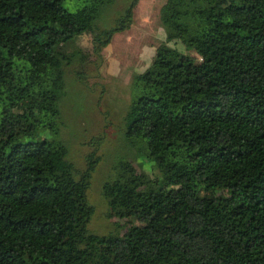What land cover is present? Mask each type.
<instances>
[{"label": "trees", "instance_id": "trees-1", "mask_svg": "<svg viewBox=\"0 0 264 264\" xmlns=\"http://www.w3.org/2000/svg\"><path fill=\"white\" fill-rule=\"evenodd\" d=\"M0 0V264H264V0H166L167 41L135 77L125 138L153 161L124 160L103 192L125 231L97 233L60 138L66 66L85 32L102 51L133 22L130 0ZM81 77V76H80Z\"/></svg>", "mask_w": 264, "mask_h": 264}, {"label": "rangeland", "instance_id": "rangeland-1", "mask_svg": "<svg viewBox=\"0 0 264 264\" xmlns=\"http://www.w3.org/2000/svg\"><path fill=\"white\" fill-rule=\"evenodd\" d=\"M165 1L138 0L132 24L113 35L103 48L102 58L93 50L90 32L68 45L71 50L76 46L82 53L73 55L66 66L60 138L69 148L67 157L77 175L88 166L91 157L97 158L88 190L95 208L89 227L97 233L123 232L135 221L131 219L133 214L116 215L103 192L105 181L118 174L124 160L132 161L138 172H145L152 179L161 177L153 161L125 138V115L133 99L135 77L151 64L157 47L165 43L185 50L180 40L167 41L160 17ZM78 2L66 0L65 4L74 10ZM129 2L115 0L107 6L97 21L98 26L112 25Z\"/></svg>", "mask_w": 264, "mask_h": 264}]
</instances>
